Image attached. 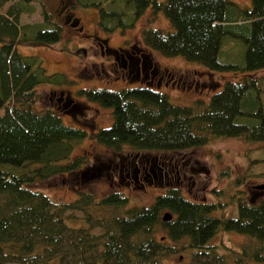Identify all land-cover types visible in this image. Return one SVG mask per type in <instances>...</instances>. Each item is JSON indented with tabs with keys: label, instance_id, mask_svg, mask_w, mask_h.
<instances>
[{
	"label": "trees",
	"instance_id": "16d2710c",
	"mask_svg": "<svg viewBox=\"0 0 264 264\" xmlns=\"http://www.w3.org/2000/svg\"><path fill=\"white\" fill-rule=\"evenodd\" d=\"M34 1L39 0H0V264H166L168 257L184 251L189 254L184 264H264V197L252 202L238 196L235 215L218 216L212 212L220 203L192 200L175 187L150 204L129 206L121 191L97 199L78 189L75 199L55 202L29 185L86 163L88 157L72 156V150L90 133L120 153L125 147L132 152L181 150L211 136L264 141V87L261 77L251 76L264 69V0H251L250 6L235 0H76L96 6L98 24L107 31L133 25L146 8L162 11L173 29L144 28L142 41L148 48L212 70L244 74L224 81L207 101L193 104L171 102L148 79L120 89H79L112 110L111 124L91 132L65 123L51 108H33L39 84L69 80L62 72L48 73L37 55L16 47L61 37L62 25L49 24L44 6L48 27L30 29L20 23L23 12L34 11ZM75 209L85 213V223L72 222L74 213L68 210ZM165 211L170 219H163ZM94 228L101 232H92ZM220 231L242 233L249 241L239 250H220L211 243Z\"/></svg>",
	"mask_w": 264,
	"mask_h": 264
},
{
	"label": "rangeland",
	"instance_id": "374dc122",
	"mask_svg": "<svg viewBox=\"0 0 264 264\" xmlns=\"http://www.w3.org/2000/svg\"><path fill=\"white\" fill-rule=\"evenodd\" d=\"M62 1L70 6L73 14L78 17L75 28L65 24L58 13ZM235 1L243 6L251 5V0ZM104 5L109 4L105 2ZM30 6L34 11L23 12L20 15V23L30 29H34L35 25H38V28L48 27L49 25H45L44 6L50 14L49 24L57 22L62 25L61 37L58 41L47 44L18 42L17 49L23 54L37 55L48 73L62 72L69 78L68 82L61 85L39 84L37 86L39 99L33 104V108L39 110L51 108L60 114L65 123L83 126L89 132L91 128H101L111 124L112 110L97 101L89 100L83 92H78L79 89L96 87L120 89L145 84L139 81L141 78H128L122 75L123 68L115 64V59L110 53L101 54L99 44L104 42L103 38L112 47H128L133 44L143 48L146 57L153 62V67L157 66L161 75L158 81L155 78L153 82H149V85L166 92L173 103L193 104L199 99L207 101L224 81L244 77L242 72L212 70L197 62L186 60L180 55L166 56L148 48L142 41L144 28L158 27L165 31L173 29L162 11L146 8L133 25L107 31L98 24L99 11L96 6L81 5L76 0H39L31 2ZM80 25L81 31L78 29ZM241 49L243 52L244 45L243 47L241 45ZM234 57L235 61L240 60L237 55ZM251 76L261 77L260 83L264 87V69L253 72ZM61 93L72 99L65 107L62 106L63 102L57 101ZM1 112L0 108V114ZM89 135L75 142L72 150V156L83 155L85 159L88 157L86 163L78 167L75 172L51 175L35 180L29 185L47 193L55 202L75 199L79 194L78 189L91 192L97 199L111 191H121L128 196L129 206L150 204L158 194L176 185L173 182L167 183L165 178L162 180L158 160L143 161L141 157L138 158L141 159L139 162L133 159L129 161V167L124 169L123 174L126 180H133V184L137 183L136 179L141 181L146 178L148 181H145L142 187H132L121 182L117 184L114 182L111 185L107 177L110 148L95 141L91 133ZM123 151L125 153H122V157H127V153H134L127 147ZM144 152L148 153V151ZM151 153L152 157H155L157 152ZM159 153L174 154L187 162L188 177L176 187L184 196L192 200L220 203V207L212 212L214 215L219 216L222 213L235 215L238 196L251 199L252 202L264 197V193L256 196L247 195L252 184L264 182V141L233 136H211L201 145L168 152L158 151ZM141 154L143 152L139 153ZM137 163L140 166L138 172H136ZM99 169L98 174H93ZM195 179L196 184L191 186L192 192H190V183ZM0 199H2L1 195ZM69 211L74 213L71 219L73 223H85L83 211L76 209ZM92 232L100 233L101 229L94 228ZM248 241L246 235L236 231H220L211 238V243L219 246L220 250H225L223 246L239 250ZM188 258V251H184L168 257L166 264H184Z\"/></svg>",
	"mask_w": 264,
	"mask_h": 264
},
{
	"label": "flooded vegetation",
	"instance_id": "af4514ba",
	"mask_svg": "<svg viewBox=\"0 0 264 264\" xmlns=\"http://www.w3.org/2000/svg\"><path fill=\"white\" fill-rule=\"evenodd\" d=\"M62 6L60 9H58V13L60 14L61 18L64 20L65 24L70 25V27L75 28L76 23L78 22V17L73 14L71 7L66 5L64 1H62ZM80 31L82 30V27L80 25V28H78ZM103 43H100V49L101 54H105V52H108L111 54L112 58L115 59V64L121 65L123 68V74L127 77H134V78H141L142 80L148 79V81L153 82V80L156 78L158 81L161 78L160 72L157 69V66L153 67V63L151 60L146 57L143 48L131 44L128 47L123 46H117L112 47L107 43V40L103 38ZM153 68V69H152ZM158 75V76H157ZM170 76V74H169ZM145 80V81H146ZM70 96H63V93L59 97H57L58 102H63L62 106L65 107L70 101ZM140 152H134V153H127V157H122V153L114 151L111 152V157L109 158V163L107 164L108 172L107 177L109 179V183L112 185L114 182L117 184L118 182L124 183L126 185H130L132 187H142L145 184V181L148 180L146 178L139 181L136 179V184H133V180H126L124 178L123 171L124 169H127L129 167L128 162L133 160H138V162L142 159L143 161H149L152 160L153 162L155 160H158V167L160 169V174L162 177V180L165 178L167 183H176V185L179 186V183H181L185 178L188 177L187 173L189 170V167L186 166L187 162L182 161L180 157L171 154V155H161L156 154L155 157H152L153 154L151 152L145 153L143 152V157L139 155ZM150 153L152 155H150ZM141 157V159H138ZM130 158V159H129ZM155 159V160H154ZM126 162V165H125ZM139 164H136V172L140 170ZM192 168V167H190ZM100 169L96 172L94 171L93 174L99 173ZM196 179L192 180L190 183L189 191L192 192L191 186L196 184ZM176 185H172L171 187H176ZM250 193L251 196H256L258 194L264 193V189L256 188L255 184H252L250 186Z\"/></svg>",
	"mask_w": 264,
	"mask_h": 264
},
{
	"label": "water",
	"instance_id": "95a60500",
	"mask_svg": "<svg viewBox=\"0 0 264 264\" xmlns=\"http://www.w3.org/2000/svg\"><path fill=\"white\" fill-rule=\"evenodd\" d=\"M256 188L264 189V182L258 183L255 185ZM172 214L169 211H165L163 214V219L167 220L170 219Z\"/></svg>",
	"mask_w": 264,
	"mask_h": 264
}]
</instances>
